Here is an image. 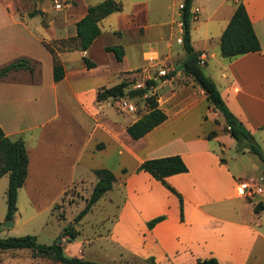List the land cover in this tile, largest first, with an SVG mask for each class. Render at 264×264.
<instances>
[{
  "label": "crops",
  "instance_id": "crops-1",
  "mask_svg": "<svg viewBox=\"0 0 264 264\" xmlns=\"http://www.w3.org/2000/svg\"><path fill=\"white\" fill-rule=\"evenodd\" d=\"M96 1L78 2L68 14L72 18L73 33L74 22L88 4ZM241 1L258 38L259 50L233 57L220 55L219 34L232 13L234 0H192L189 32L192 47L204 56V72L214 80L228 109L253 135L264 126V0ZM129 4L127 12L122 7L98 21L99 33L85 50L72 49L58 54L64 74L53 81L51 54L42 40L50 39L55 30L40 23V12L44 9L39 7V1L0 0V65L16 56H25L39 66L36 76H33L32 66L31 71L19 68L0 78V127L12 138L21 137L27 153L26 176L17 194L20 189L31 196L53 191L57 194L50 200L53 206L74 181L70 177L75 169L92 175L95 180L93 169L107 167L115 176L110 189L119 193V199H110L108 195V200L93 202L78 219L75 236L70 240L66 235L59 238L65 253L110 264H137L131 259L146 264L144 259L149 256L156 264H193L196 257L210 255L228 264H264V216L260 215L264 208L254 211V200L237 194L236 182L246 178L244 171L235 163L230 165L221 153L233 145L234 140L218 127L212 116H204L212 106L190 76L178 67L167 74L168 77H153L155 83L151 91L155 92L158 106L166 117L136 139L127 134L125 126L138 114H114L106 108L107 99H95L97 88L111 85L119 81V74L126 76L143 66L146 47L169 45L174 27L177 34L181 31L178 19L181 0H130ZM33 9L38 11L28 13ZM107 33H128V36L111 43L101 38ZM109 44H120L123 48L122 58L117 61L126 60L127 48L139 59L121 67L111 84L107 83L109 79L105 74L108 70L100 73L107 68L102 61L116 60L112 51L104 49ZM81 55L94 64L86 67ZM180 73L183 81H178ZM38 82L50 91L45 92ZM3 91H7L9 100L3 98ZM30 92L42 100L36 109L24 112L26 117L21 116L17 105ZM58 92L60 100L56 97ZM47 108L50 112L52 109L81 112L92 119L91 137L85 148L57 138L59 134L55 131L59 130V122L54 123L56 117L47 113ZM190 113L194 116L193 122L186 121ZM43 127H46L44 133ZM211 129L214 133L207 137ZM45 133L56 138L48 140ZM116 148L120 149L111 153ZM124 148L133 159L129 166L117 157L118 151ZM173 153L180 154L187 167L185 171L165 176L166 182L182 196L181 217L177 196L147 171L134 170L144 158ZM58 177L65 179L58 182ZM120 178L123 179L122 192L116 186ZM32 199L35 202L31 208L36 214L43 203ZM259 199L264 200L262 197L255 200ZM63 213V217L52 216L65 224L70 215H66L65 210ZM157 215L163 216L148 226L147 220ZM11 218L12 225L6 227L14 229L15 234L25 233L19 229L23 220L17 204ZM0 219H6L4 213ZM30 232L39 239L36 227ZM103 240L110 243L111 248L103 246ZM91 243L95 247L88 249L86 245ZM21 249L25 248L4 250ZM0 264L49 262L41 256H29L2 258Z\"/></svg>",
  "mask_w": 264,
  "mask_h": 264
},
{
  "label": "trees",
  "instance_id": "trees-1",
  "mask_svg": "<svg viewBox=\"0 0 264 264\" xmlns=\"http://www.w3.org/2000/svg\"><path fill=\"white\" fill-rule=\"evenodd\" d=\"M192 0H181L178 8L179 22L181 27L180 42L184 51V57L181 61L180 69L183 74L188 75L203 90L206 99L214 110H216L223 119L224 129L234 140L235 147L240 151H248L255 154L264 162V154L259 144L254 140L252 133L246 128L240 119L233 114L225 104L217 85L214 80L204 72L202 64L197 62L199 51L192 47L190 42V20L193 11H191ZM122 3L120 0H98L88 4L85 12L74 22L75 33L73 39L75 43L65 48L63 38L57 42L60 50H85L91 41L99 33L98 21L110 12L121 10ZM37 9H33L28 13L33 14ZM45 48L50 52L52 58L51 76L53 81L62 78L64 68L62 63L53 52V47L48 42L42 41ZM105 50H110L116 60H120L123 55V48L120 44H109L104 46ZM218 49L220 55L224 57H233L248 51H256L260 49L258 38L252 28L250 19L241 0H234V8L230 14L225 26L222 28L218 38ZM81 59L86 67L92 66L94 63L85 55H81ZM24 68L32 70V60L25 56H16L8 62L0 65V78L8 72ZM167 75V74H166ZM165 75V77H166ZM155 80L150 77L144 80L141 86L131 87L124 90L128 84L126 79L108 85L100 86L95 93L96 100H103L107 97H119L124 94L129 96H143V100L147 108L125 126L127 134L136 139L150 130L152 127L165 119L166 114L162 108L158 106L157 96L155 92L150 90V86ZM214 121V120H213ZM216 124L219 121H214ZM214 130L207 132L206 136L213 135ZM221 159V158H220ZM187 169L182 157L178 153L167 154L156 157H148L142 159L135 167V171H147L152 177L159 180L168 190L174 193L178 199V205L181 217V194L165 180V176L185 171ZM27 170V153L24 142L21 137H10L6 135L0 127V176L7 175V182L4 188L5 211L4 218H11L16 211V194L17 189L22 185ZM124 171V169H122ZM95 180L91 186L89 195L85 198V202L81 209L75 214L74 219L77 221L106 190L110 189L112 182L115 180L113 172L107 167H95L93 169ZM264 208V200H256L253 203V210L257 211ZM163 215H157L149 220L146 224L151 226L154 222L162 218ZM77 230L70 222L65 224L56 236V239L49 243L40 242L33 233H24L18 235L0 236V249L6 248H29L31 255L46 257L54 262L63 264H110L101 263L82 256L70 255L64 252L60 244L59 238L66 235L70 240L75 236ZM147 264H156L151 256L144 259ZM193 264H228L220 262L216 257L204 256L196 257Z\"/></svg>",
  "mask_w": 264,
  "mask_h": 264
},
{
  "label": "rangeland",
  "instance_id": "rangeland-1",
  "mask_svg": "<svg viewBox=\"0 0 264 264\" xmlns=\"http://www.w3.org/2000/svg\"><path fill=\"white\" fill-rule=\"evenodd\" d=\"M36 1V0H35ZM39 1V7H42L44 10L40 12V23L45 25H50L53 30H55L53 36L50 39L42 40L45 42H48L50 46L53 47V52L55 53L56 57L59 59L58 54L62 51L66 50H60L56 51V47H59L58 40L63 38L65 40V43L62 44V47L65 48L68 45H73L75 43V39H73L74 33H73V24H72V18L68 16V14L74 10L75 5L79 3H88L90 0H59L62 5L59 8H56L52 2V0H37ZM122 3L123 10L125 12L128 11L130 6V0H120ZM38 7V8H39ZM42 13H45V15ZM193 16V15H192ZM49 21V22H48ZM181 32V31H180ZM180 32L177 34L176 27H174V32L172 33L170 39H169V45L168 44H159L158 46L154 47L148 46L146 47L144 58L146 59V62H143V66L133 69L131 74L123 75L119 74L118 77L120 79H126L128 81V84L124 87V90H127L131 87L141 86L144 84V80L146 78L150 77H156V76H165L166 74H170L171 72L175 71V68H180L181 61L184 57V51L181 47V42L178 40L180 38ZM126 37L128 36V33L122 34V35H114V33H107L101 36V38L105 41H111L114 42L119 37ZM128 54L125 61H117L114 59H108L105 61H102L101 63L106 64L107 68H104L100 71V73H105L104 70H108L105 74H107L108 77V84H111L113 79H117L118 70L126 65H132L133 63H136L139 61L137 59L136 55L131 54V49L127 48ZM72 50V49H71ZM96 53V52H95ZM77 55V53H73ZM32 66L35 69L33 72V76L38 74V64L36 62L32 61ZM173 66V67H170ZM163 71V72H162ZM41 75V72H39V76ZM168 75H166L168 77ZM183 75L180 73V77L178 78V81H181L183 79ZM44 78V75H42V80ZM119 79V80H120ZM183 81V80H182ZM48 82V80H47ZM39 86H42L44 88V91H50V88L45 87L42 83L38 82ZM153 89V86H150V90ZM4 99H10V96H8L7 91L2 92ZM58 94H56V97H58ZM108 104L106 105V108H108L109 112H112L114 114H125L126 112L132 114V116H136L137 114L142 113L146 108V104L143 100V96H129L127 93L123 96L119 97H107ZM42 98L38 96L37 94H32L31 92L28 93L25 96V100L20 102L17 105V108L20 110L21 116H25L26 114L24 112H27L32 109H36L35 106L39 105V101H41ZM58 100L60 98L58 97ZM59 108V106H58ZM27 110V111H26ZM48 111V112H47ZM47 113L50 112V108H47ZM50 115H55L56 118H54V123L59 122V130L55 131L57 134V138H61L63 140V143L68 140V142H71L72 144L76 146L83 145L84 148L87 145L89 137H91L90 133L92 130V125L90 122H92V119L79 112L78 114L72 112L69 110V113L64 112L62 109L54 110L52 109L49 113ZM58 114V117H57ZM210 114V115H209ZM218 114V115H216ZM189 118L186 121H192V118L194 119V116L192 113L187 114ZM48 116V114H47ZM204 116H212L214 121H219L218 127L222 130L224 129L223 119L220 116L219 113H216L215 110L211 107L207 110V112L204 114ZM26 117V116H25ZM54 116H52L53 118ZM61 117V118H60ZM48 118V117H47ZM60 118V119H59ZM49 119V118H48ZM83 122V123H82ZM90 124V125H89ZM46 127H43V133L44 129ZM46 133L48 131H45ZM44 134L48 140L55 139V135L53 134ZM63 133V135H62ZM43 136V137H44ZM54 137V138H53ZM254 140L259 144L263 154H264V126L260 128L258 131H256L253 134ZM120 148L113 149L111 153H116V151ZM119 154L117 157H119L123 162H125L126 165H131L133 162V159L129 153L126 152V149H121L118 151ZM222 155L225 157L227 162L232 165L236 164L238 167H240L244 172V177L257 175L264 171V162L261 161L255 154H252L248 151L241 152L240 150H237L235 147V143L233 145H230L229 148H227L225 151L221 152ZM57 178V177H56ZM6 175L3 174V176L0 179V215L4 213L5 211V198H4V188L6 186ZM65 179V178H64ZM63 179V180H64ZM70 179H73L74 181L71 182L67 189L62 193V195L59 197V199L54 202L53 206L50 202L51 199H54L56 197V192H42V193H34L32 196L25 192L24 190L20 189L17 194L16 198V204L19 210V213L21 215V219L23 221H20V230L26 231L25 233H32L31 230L35 229V227L38 229L39 233V239L38 241L49 243L52 240L56 239L57 234L59 233L60 229L67 223L73 224L74 228H76V225L78 224V220L76 221L74 219L75 214L77 213V210L83 205L85 202V198L89 195V192L91 190L92 183L94 181V178L92 175L83 172L81 170L75 169L74 174H72V177ZM58 182L63 181L60 180L58 177ZM117 189L122 192L123 190V179L120 178L117 180ZM59 186H55L57 188ZM108 195H110V199L118 200L119 199V193L115 190H106L105 193L97 199V201L101 202L104 200H108ZM122 196V193L120 194ZM264 198V195H255L252 196L251 199L256 201L257 198ZM41 201V208L39 209V212L36 214H33V209L31 206H34V200ZM250 198V197H249ZM121 199V198H120ZM52 201V200H51ZM39 206H40V202ZM50 203V204H49ZM66 215H70L69 219L66 221L65 224L59 223L58 220L52 216L56 215L58 217L64 216V210ZM79 211V210H78ZM32 212V214H31ZM31 214V216H30ZM261 217L264 216V211L260 214ZM4 220L0 219V236L3 235H18L15 234V230L2 226V222ZM63 224V225H62ZM62 225V226H61ZM55 231V232H54ZM57 231V232H56ZM24 234V233H22ZM52 237V238H51ZM103 246L106 248H111L110 243L106 241H101ZM88 246V249H93L95 247L94 244L86 245ZM86 248V249H87ZM15 252V253H13ZM31 257H36L37 255H31V251L29 248L21 249L19 251H7L4 249H0V259L4 258L5 260H8L11 257H17L19 259H26ZM42 260H45L49 262V264H56L57 262H54L46 257H41ZM132 261L136 260L137 264H144L142 262H139L137 259H131ZM147 264V263H146Z\"/></svg>",
  "mask_w": 264,
  "mask_h": 264
},
{
  "label": "built area",
  "instance_id": "built-area-1",
  "mask_svg": "<svg viewBox=\"0 0 264 264\" xmlns=\"http://www.w3.org/2000/svg\"><path fill=\"white\" fill-rule=\"evenodd\" d=\"M56 8L61 7L62 3L59 0H52ZM192 11V8H191ZM180 40V38H178ZM204 56L198 55L197 62L203 63ZM163 72V71H162ZM236 192L244 197H252L255 195H264V171L257 175L248 176L236 182Z\"/></svg>",
  "mask_w": 264,
  "mask_h": 264
},
{
  "label": "water",
  "instance_id": "water-1",
  "mask_svg": "<svg viewBox=\"0 0 264 264\" xmlns=\"http://www.w3.org/2000/svg\"><path fill=\"white\" fill-rule=\"evenodd\" d=\"M12 225V218H6L3 222H2V226H10Z\"/></svg>",
  "mask_w": 264,
  "mask_h": 264
}]
</instances>
